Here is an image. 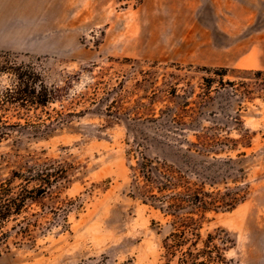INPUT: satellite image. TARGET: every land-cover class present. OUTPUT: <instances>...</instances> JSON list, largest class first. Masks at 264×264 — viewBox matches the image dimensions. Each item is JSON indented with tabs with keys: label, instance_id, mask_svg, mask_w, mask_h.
Wrapping results in <instances>:
<instances>
[{
	"label": "rangeland",
	"instance_id": "obj_1",
	"mask_svg": "<svg viewBox=\"0 0 264 264\" xmlns=\"http://www.w3.org/2000/svg\"><path fill=\"white\" fill-rule=\"evenodd\" d=\"M173 66L226 68L225 80L252 92L202 111V127L230 112L252 139L250 148L203 159L205 174L216 177L212 189L242 188L245 200L207 213L200 233L225 230L234 240L227 259L264 264V0H0V101L13 100L7 91L18 74L56 90L46 106L0 107L10 126L0 140V181L33 160L60 172L58 185L18 217L31 238H16V221L6 225L0 264H164L165 220L131 197L128 167L138 143L160 132L167 103L149 98ZM143 72L157 80L141 84Z\"/></svg>",
	"mask_w": 264,
	"mask_h": 264
},
{
	"label": "trees",
	"instance_id": "obj_2",
	"mask_svg": "<svg viewBox=\"0 0 264 264\" xmlns=\"http://www.w3.org/2000/svg\"><path fill=\"white\" fill-rule=\"evenodd\" d=\"M229 73L231 71L226 68L183 70L173 66V72L161 74L160 87L149 98L152 104L155 101L167 103V112H159V134L148 145L146 142L138 143L139 156H134L136 161L128 168L132 178L131 197L139 199L165 220L167 231L161 241L164 264H235L225 256L234 245L229 232L217 230L204 239L200 233L207 213L230 211L245 200L242 188L224 192L212 189L216 177L205 174L207 168L202 166L203 159L210 155L216 160V156L224 152L251 147L252 134L243 127L239 117L230 112H218L221 117L213 118L212 127H202L201 124L202 111L212 107L217 99L232 100L239 93L243 99H252L248 87H243V92H240L234 81L225 80ZM195 74L200 76L196 85H192ZM140 75L144 85L157 80L155 72ZM253 75L260 76L261 72ZM55 91L37 87L33 73L27 77L18 74L13 89L7 91L13 100H1L0 107L14 102L46 106L56 100ZM15 96L17 98H13ZM230 128L236 131L237 138L229 137L230 132L226 129ZM9 129L10 126L0 119V140L8 137ZM148 147L154 149L155 156L147 154ZM47 166L37 160L26 162L18 170H13L8 179L0 181V255L8 250L10 233L5 227L10 221L18 223L15 225L18 226L16 238H31L30 224L25 223L24 218L20 222L18 217L28 203H39L35 198L37 195H46L54 183L58 185L59 170ZM63 179L66 178L63 176ZM15 180L25 184L31 181L44 184L29 189L27 186H14Z\"/></svg>",
	"mask_w": 264,
	"mask_h": 264
},
{
	"label": "built area",
	"instance_id": "obj_3",
	"mask_svg": "<svg viewBox=\"0 0 264 264\" xmlns=\"http://www.w3.org/2000/svg\"><path fill=\"white\" fill-rule=\"evenodd\" d=\"M134 2H137L138 0H133Z\"/></svg>",
	"mask_w": 264,
	"mask_h": 264
}]
</instances>
